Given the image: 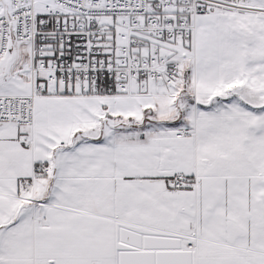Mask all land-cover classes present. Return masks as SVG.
Wrapping results in <instances>:
<instances>
[{
  "label": "snow or ice",
  "instance_id": "obj_1",
  "mask_svg": "<svg viewBox=\"0 0 264 264\" xmlns=\"http://www.w3.org/2000/svg\"><path fill=\"white\" fill-rule=\"evenodd\" d=\"M0 264H264V0H0Z\"/></svg>",
  "mask_w": 264,
  "mask_h": 264
}]
</instances>
